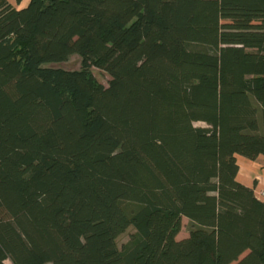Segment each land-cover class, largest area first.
Masks as SVG:
<instances>
[{
	"label": "trees",
	"instance_id": "trees-1",
	"mask_svg": "<svg viewBox=\"0 0 264 264\" xmlns=\"http://www.w3.org/2000/svg\"><path fill=\"white\" fill-rule=\"evenodd\" d=\"M237 155L264 160V0H0V264H264Z\"/></svg>",
	"mask_w": 264,
	"mask_h": 264
},
{
	"label": "rangeland",
	"instance_id": "rangeland-1",
	"mask_svg": "<svg viewBox=\"0 0 264 264\" xmlns=\"http://www.w3.org/2000/svg\"><path fill=\"white\" fill-rule=\"evenodd\" d=\"M13 6L15 7H24L27 3L28 0H22L19 4H16L14 0H8ZM51 66L54 67H59L67 70H78L81 67V59L79 56L73 54L71 55L66 61L56 63V64H51ZM92 75L94 78L101 84L107 85L110 76L107 72L100 70L98 68L92 67L90 68ZM197 126H203L204 124L201 122L195 123ZM191 223L190 221L182 217L181 218V225H180V230L176 235V239H182L188 236L189 229L191 228ZM134 232V229L132 227H129L123 234L119 235L116 239L118 247H121L122 244H124L127 240L128 237L131 233ZM5 264H10L8 260L5 261Z\"/></svg>",
	"mask_w": 264,
	"mask_h": 264
},
{
	"label": "crops",
	"instance_id": "crops-1",
	"mask_svg": "<svg viewBox=\"0 0 264 264\" xmlns=\"http://www.w3.org/2000/svg\"><path fill=\"white\" fill-rule=\"evenodd\" d=\"M238 173L237 180L252 187L256 197L264 201V160L258 156L254 160L237 155Z\"/></svg>",
	"mask_w": 264,
	"mask_h": 264
}]
</instances>
